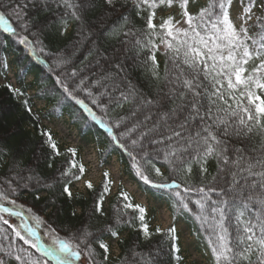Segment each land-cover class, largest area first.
<instances>
[{
  "label": "trees",
  "instance_id": "16d2710c",
  "mask_svg": "<svg viewBox=\"0 0 264 264\" xmlns=\"http://www.w3.org/2000/svg\"><path fill=\"white\" fill-rule=\"evenodd\" d=\"M233 1L243 3L244 7L252 6L250 0ZM182 2L183 0H173L169 6L167 3L161 4L159 0H155V7H150L149 4L141 3V0H113L111 6L106 4L105 0H67V3L81 6L77 9L67 7L64 0H46V4L37 5L27 3V0H0V12L5 13L6 19L15 29V32L9 33L0 28V74L5 77V55H12L19 85L16 89L7 81L0 83V192H6L9 200H15L17 205L22 206L16 210L19 209L28 223L36 228L42 239L41 242L46 246H51L49 236L45 235L50 228H54L61 238H71L87 231L92 234L89 242L95 254L96 264H125V261H128V264H146L149 259L151 264H183L176 230L175 240L172 239L173 234L168 232L170 228H175L174 224L180 220L191 229L197 238L198 246L209 251L212 263L216 264L209 242L211 236L207 230L209 225L202 224L196 219L200 210L194 201L199 199V195L196 192H184V187L189 185L199 187L217 183L213 181V177L220 174L216 158L208 159L204 165L207 172L203 175L199 171L200 165L195 162L192 163L191 173L182 170L174 173L171 166L163 159H154L153 163L160 167L163 176L157 177L151 166L145 165L151 178L156 182L175 180L181 187L173 192L152 188L135 175L129 156L118 149L110 139L105 140V133L101 131L100 124L92 121L87 117V113L80 111L73 104L77 111L76 114H72L71 119L77 123L83 137L89 135L96 137V142L100 145L101 162H106L111 154L116 153L119 162L123 164L124 174H128L136 181L143 192L166 200L173 216V224L171 227L161 229L153 225L154 210L149 211L142 204L136 203L122 185L111 193L112 181L109 176L107 192H104L106 183L104 176L102 181L92 185L91 189L85 185L83 192H72L71 196L65 194L64 186L67 184L70 189V185L76 179L65 177L62 172L70 169L71 172L80 175L78 167L70 168V161L73 160L77 166L81 165L80 157L77 149L64 148L60 143L58 144L54 139V133L41 122L43 118L64 113L62 110H56L65 97L61 85L56 83L57 77H60L71 89H76L74 94L79 99H83L97 116L113 126L114 131H117L114 127L116 122L129 113L132 105L125 103L123 107H116L109 103L107 95L100 96V93L106 91L111 93L110 87L106 89L96 83L101 81V77L106 72H111L113 77L121 82L122 88L126 89L130 82V86L144 98H157L164 81L153 77L150 57L155 55V70L161 78L164 77L168 56L165 55L166 50L160 43L164 30L160 29L159 25L169 17L172 18L174 25L175 11L184 10L181 8ZM260 2L263 4L262 7L254 13L253 20H248L246 24L250 35L259 31L255 26V17L264 16V0H252L255 7ZM9 3L13 7L20 5L23 8L27 28L21 27L15 17L7 15L6 6ZM26 3L27 7H24ZM196 3H199L196 9H189V13L193 16L207 7L210 0H188L186 8H192ZM229 9L230 6L228 11ZM74 11L80 19L72 15ZM150 13H154L153 23L156 25L154 30L147 28V17ZM229 19L233 22L231 15ZM187 27L186 24L183 28ZM149 35L157 45L155 49L148 45ZM21 37H26L29 43H21ZM137 40L140 41L139 44ZM258 62V60L250 61L246 66L248 71L251 72L254 64ZM116 64H121L124 71L115 68ZM39 65L43 68L42 73L38 70ZM30 71L35 72L34 81L26 82L25 76ZM74 71L77 73L76 76L72 75ZM117 73H119L118 77ZM81 80H84L82 85ZM101 83L110 84L111 81H101ZM77 85L80 87L77 88ZM33 88L35 93L30 94L29 89ZM46 91L50 93L59 91L57 101H53L52 106L45 113L32 111L33 98L37 96L46 99ZM89 92L92 96L88 95ZM115 95L118 96L119 93ZM93 98H97L98 103L104 104L105 109L93 105ZM69 102L74 103L72 100ZM70 110L73 111L72 108ZM125 123L129 122L125 121ZM123 130L122 127L120 131ZM262 143L264 138L258 133L244 141L235 138L230 140L231 146L247 147L249 153L254 148L259 149ZM52 144L56 146L55 149L51 147ZM69 149H74L76 155L73 156ZM223 175L227 180V174ZM29 177L33 178L29 179ZM219 186L226 188L227 184L219 182ZM11 189L16 191L13 193ZM121 191L128 194L129 201L122 199ZM175 191H179L181 196L185 197L189 205L188 211L177 207L178 198L175 196ZM210 195L212 199H219L215 193ZM97 202L101 203V212L95 211ZM124 203L138 204L145 209L143 223L148 227L149 236L146 237L141 231L138 210L124 209ZM0 205L13 207L5 200H0ZM228 211L232 219L226 220V224L231 235L235 237L237 228L235 209L233 207ZM0 215L8 218L10 223L15 225L20 223L18 217H8L5 213ZM32 216L39 217L42 223L37 225ZM117 217L120 218L119 223ZM110 228L117 232V236L111 235ZM6 229V225L0 224V248L4 250L0 252V256H4L9 244V241L3 238ZM157 229H160V232H157ZM7 232L16 246L28 248L22 241L12 236L10 229H7ZM21 232L23 234V229ZM111 238L117 240L119 251L117 254L111 251L109 241ZM211 239L215 241L216 237L211 236ZM100 242L108 245L107 261L103 259L104 252L99 248ZM173 243L176 245L175 251L172 249ZM28 250L34 257H41V253L35 249L28 248ZM133 252L139 255L133 256ZM4 259L8 264H17L14 257L4 256ZM43 259L47 260L48 264H55L50 258ZM87 262L88 258L82 256L75 264H87Z\"/></svg>",
  "mask_w": 264,
  "mask_h": 264
},
{
  "label": "snow or ice",
  "instance_id": "6c2138e0",
  "mask_svg": "<svg viewBox=\"0 0 264 264\" xmlns=\"http://www.w3.org/2000/svg\"><path fill=\"white\" fill-rule=\"evenodd\" d=\"M159 2L171 6L173 0ZM187 2L188 0H183L181 3L187 28L175 27L171 17L164 19L159 25L164 30L160 43L166 50L168 61L165 75L161 78L155 70V55L150 57L153 77L164 81L157 98H144L130 86V82L126 89L122 88L121 82L111 72H106L101 77V81H111L110 84L96 81L106 89L110 87L111 93H100V96L109 97L110 104L116 107H123L125 103L132 105L129 113L116 122L114 127L117 131L74 94L76 89H71L60 77H57L56 83L61 85L64 96L83 108L87 117L99 123L111 142L129 156L135 175L145 185L169 192L181 187L175 180L156 182L151 178L145 165H150L157 177L163 176L160 167L153 163L154 159H163L174 173L181 170L191 173L192 163L195 162L200 165L199 171L203 175L207 172L204 165L208 159L216 158L220 174L213 177V181L217 183L184 187L185 193L196 192L199 195V199L194 201L200 210L196 219L202 224H208L207 230L211 236L216 237L213 241L210 236L209 241L215 262L264 264V143L259 149H252L251 153L247 147L230 145L233 138L244 141L257 133L264 138V16L255 17V26L259 31L250 35L246 24L248 20H253L255 4L252 0V6H245L243 9L244 15L241 18L245 24L239 30L229 19L228 8L232 0H210L208 6L195 16L187 10ZM27 3L46 4V0H27ZM27 3L24 7H27ZM64 3L69 8L81 7L67 3V0ZM105 3L111 6L113 0H105ZM141 3L155 7V0H151V3L149 0H141ZM6 7L7 15L15 17L21 27L27 28L23 8L20 5L13 7L11 3ZM72 15L80 19L76 11ZM153 15L154 13H150L147 17V28L150 30L156 28ZM0 26L6 32H15L4 12H0ZM20 42L29 43L26 37H21ZM137 43L140 41L137 40ZM148 45L153 49L157 47L151 35L148 37ZM256 60L259 62L249 72L246 66L250 61ZM114 67L124 71L121 64ZM72 75L76 76L77 73L74 71ZM80 84H84V80ZM117 92L118 96L115 95ZM88 95L92 96V93L89 92ZM92 104L98 105L102 110L106 107L98 103L97 98L92 99ZM122 127L124 130L120 131ZM51 147L55 149L56 146L52 144ZM68 151L73 156L76 155L74 149ZM77 167L80 175L70 169H65L62 175L81 179L84 166H77L74 160L70 161L71 169ZM225 173L227 180L223 175ZM104 176V192H107L109 173L105 172ZM219 182H226L227 187L219 186ZM85 183L89 189L92 188L90 182ZM11 191L14 193L16 189ZM63 191L68 196L72 195L67 184ZM211 193H215L219 199H212ZM120 196L124 201L130 200L123 191ZM175 196L178 198L177 207L188 211L189 205L185 197L179 191H175ZM102 199L101 196V201ZM0 200L13 205H0V213L20 219L19 225H15L0 215V224L6 225L12 236L22 241L23 245L41 253V257L36 258L28 248L16 246L6 229L3 238L9 244L4 256L14 257L17 264H48L43 258H50L55 264H75L85 256L88 258L87 264H96L89 242L91 233L84 231L71 238H61L54 228H50L45 235L49 236L51 246H46L41 242L36 228L28 223L21 211L16 210L22 206L17 205L15 200H9L6 192H0ZM233 207L237 225L235 237L231 235L226 224V220L232 219L228 210ZM123 208L138 210L141 231L146 237L149 236L148 227L143 223L145 209L132 203H124ZM28 211L31 213L30 209ZM95 211L101 212L100 202H97ZM32 219L37 225L42 223L37 216H32ZM119 222L120 218L117 217V223ZM109 231L113 237L117 236L116 231L111 228ZM156 231L160 232V229ZM168 232L173 234L172 239L175 240V228H170ZM99 248L103 249V259L107 261L108 245L100 242ZM172 249L176 250L175 243L172 244ZM3 251L0 248V252ZM136 255L139 254L133 252V256ZM4 256H0V264H8ZM146 264H151V260L146 261Z\"/></svg>",
  "mask_w": 264,
  "mask_h": 264
},
{
  "label": "rangeland",
  "instance_id": "374dc122",
  "mask_svg": "<svg viewBox=\"0 0 264 264\" xmlns=\"http://www.w3.org/2000/svg\"><path fill=\"white\" fill-rule=\"evenodd\" d=\"M262 2H260L257 6L258 8L262 7ZM197 6H199V3H196V6L192 7V8H187V10L189 11V9H196ZM243 9H244V5L243 3H240L238 1H234L231 3V7H230V11L229 14L232 16L234 22H235V26L240 27V23L241 20H243L241 17H243L244 13H243ZM183 11L179 12L178 10L175 11V23L174 26L177 28H183L186 23H184V20L186 19L183 15ZM1 29H3L2 26H0ZM68 29V27H67ZM4 30V29H3ZM7 63H8V67L10 68V75L12 76L13 71L15 70V67L13 65L14 61H12V57L7 56ZM37 68V66H35ZM38 70L39 72L42 73L43 68L40 67V65L38 66ZM34 76H35V72H28L25 76V79L27 82H32L34 81ZM48 80V79H47ZM47 80H45L46 82H48ZM3 78L0 77V83L3 82ZM43 81V83L45 82ZM32 92V91H31ZM47 94V98L46 99H42V98H35V105L34 107L40 110H45L46 108L52 106L53 101H57L56 98V94H60L59 91L54 92L53 94L46 91ZM50 99H49V98ZM66 99V98H65ZM63 99V100H65ZM66 101H68V99H66ZM77 107L79 109H81V111H84L83 108H81L79 105H77ZM73 109L70 110V109ZM56 110H62L67 114H63L62 116H58V117H51V118H47L44 119L43 122L46 126H48L53 133H55V137L57 138V140L60 143L63 144H68V145H74V146H79L80 147V152L81 154H83V158L84 160L87 161L88 163V172L89 175L91 176V179L94 180L97 178V164H96V146L97 142L96 139L94 137V135H89L87 137H82L81 132H79V128L76 125V123H74L71 120L72 114H76L75 107L73 106V102H67L66 106H64L63 102L61 105H58L56 107ZM71 116V117H70ZM81 123V122H80ZM102 130L106 133L105 129L102 128ZM99 136V135H97ZM110 137L108 135H106L105 140L109 141ZM95 151V153H94ZM107 168L109 169V172L111 174H113V177L115 178H119V182H121L123 185H125L126 187H128V189L130 190V192L135 195L137 201H141L145 207H147L149 210L152 209L155 212V220L154 223L158 224L160 227H164L165 225H167L170 221V213H169V208L167 206V203L164 199H158L153 197L152 195H147V194H143L142 192H140L136 186L131 182V180L129 179V177H126L125 175L122 174V166L121 164L118 162L117 159V154L111 156L109 158V160L107 161ZM123 178V179H120ZM77 189H82L81 186H77ZM19 211V209H18ZM30 224V223H29ZM185 223L182 222H178L176 224V227L179 230V234H180V238L183 242V245L185 244V242L187 241V230L188 227L185 226ZM41 239V237H40ZM42 240V239H41ZM111 244H112V252H114L115 254H117L118 248L116 245V241L111 240ZM203 255L202 253L199 254L198 252H195L193 249L187 250L186 253V260L188 264H203Z\"/></svg>",
  "mask_w": 264,
  "mask_h": 264
}]
</instances>
